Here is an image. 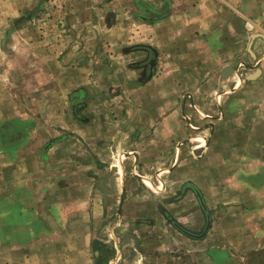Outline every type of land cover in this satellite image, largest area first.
Listing matches in <instances>:
<instances>
[{"label": "rangeland", "instance_id": "rangeland-1", "mask_svg": "<svg viewBox=\"0 0 264 264\" xmlns=\"http://www.w3.org/2000/svg\"><path fill=\"white\" fill-rule=\"evenodd\" d=\"M179 3L0 0V153L9 163L12 139L39 122L109 119L111 159L93 187L97 264H264V63L236 68L240 107L222 127L192 116L188 77L178 97L157 96L172 86L147 87L159 72L149 25L199 4Z\"/></svg>", "mask_w": 264, "mask_h": 264}, {"label": "crops", "instance_id": "crops-1", "mask_svg": "<svg viewBox=\"0 0 264 264\" xmlns=\"http://www.w3.org/2000/svg\"><path fill=\"white\" fill-rule=\"evenodd\" d=\"M177 1L199 4L149 25L153 33L147 36L156 47L159 72L146 86H163L165 81L172 88L154 87L156 95L178 97L179 82L188 77L192 116L223 121L222 127L240 107L233 100L241 91L236 68L248 61L264 63V0ZM139 74L142 80L144 74ZM139 85L137 96L144 94L145 87ZM142 105L141 100L129 103V119L133 111L142 114ZM109 127L110 120L100 118L71 123L63 119L59 125L39 122L33 134L12 139L15 151L9 163L0 153V264H97L93 243L100 221L93 187L102 165L111 159L102 148L110 143ZM101 133L109 139L101 141ZM202 138L205 143L198 147L206 144ZM119 167L124 173L122 162Z\"/></svg>", "mask_w": 264, "mask_h": 264}, {"label": "bare ground", "instance_id": "bare-ground-1", "mask_svg": "<svg viewBox=\"0 0 264 264\" xmlns=\"http://www.w3.org/2000/svg\"><path fill=\"white\" fill-rule=\"evenodd\" d=\"M195 141L199 142L200 145H204V143H205V142H204V139H203V138H199V137L196 138ZM149 185L152 186V184L148 181V186H149Z\"/></svg>", "mask_w": 264, "mask_h": 264}]
</instances>
